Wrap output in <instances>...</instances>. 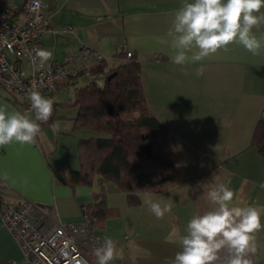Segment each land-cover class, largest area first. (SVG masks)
Instances as JSON below:
<instances>
[{"label":"crops","instance_id":"1","mask_svg":"<svg viewBox=\"0 0 264 264\" xmlns=\"http://www.w3.org/2000/svg\"><path fill=\"white\" fill-rule=\"evenodd\" d=\"M21 1L0 0L3 4ZM42 2L53 30L39 38V46L52 51L49 62L59 64L65 53L79 50L82 42L111 56L124 44L137 56L146 102L169 130L172 158L181 173L164 182L159 192H139L136 202L129 201L115 184L106 185L105 201L111 211L95 231L116 244L110 263L172 264L181 250L174 230L185 234L193 215L214 207L204 192L216 184L233 190V206L264 209V152L250 144L264 114V50L254 56L232 44L203 62L182 67L171 62L174 53L167 32L183 0ZM69 25L72 31L62 30ZM253 32L259 38L264 26ZM200 63L206 71L197 76ZM20 65L28 71L27 59L22 58ZM87 81L90 75L81 74L72 84L60 85L45 96L54 100V112L48 123L40 124L34 144L0 148V179L6 183L5 195L11 203L30 199L55 206L58 217L67 222L82 219V206L94 200L96 182L73 187L64 178V171L80 167L77 139L92 131L73 127L77 106L63 102H71L74 87ZM0 88V106H7L9 112L23 109L22 96L15 92L16 98L11 96L15 102H11L6 99L7 89ZM149 198L162 205L171 203L172 211L157 219L145 202ZM261 219L264 223V215ZM256 247L250 258L253 264H264V230L256 233ZM224 256L221 253L220 264ZM20 258L17 243L0 224V264H16Z\"/></svg>","mask_w":264,"mask_h":264},{"label":"clouds","instance_id":"2","mask_svg":"<svg viewBox=\"0 0 264 264\" xmlns=\"http://www.w3.org/2000/svg\"><path fill=\"white\" fill-rule=\"evenodd\" d=\"M264 0H183L174 12L167 32L173 55L171 62L185 66L205 61L232 44L241 45L252 55L264 50V35L259 38L254 29L264 26ZM53 53L36 49L33 62L39 66L51 61ZM206 65L199 64L195 74L202 76ZM33 119L27 113L9 112L0 106V148L18 143L32 145L41 132L40 123L53 114L54 100L39 91L28 94ZM214 207L203 214H195L188 221L185 234L176 233L181 250L172 264H253L250 258L257 250L256 233L264 230V209L247 205L233 206L234 192L224 184H216L204 192ZM146 204L157 219L172 211V204L147 199ZM96 264H110L116 256V244L105 237L101 246L93 251Z\"/></svg>","mask_w":264,"mask_h":264},{"label":"trees","instance_id":"3","mask_svg":"<svg viewBox=\"0 0 264 264\" xmlns=\"http://www.w3.org/2000/svg\"><path fill=\"white\" fill-rule=\"evenodd\" d=\"M116 57L89 67L96 76L83 86H75L73 100L63 102L77 106L73 127L93 131L77 139L80 167L64 171V178L73 187H90L96 182L92 188L94 200L82 206V214L95 228L103 226L110 215L105 201L107 184H115L129 201L136 202L139 192H159L164 182L181 174L172 158L169 130L146 102L139 59L135 54L127 59L122 52ZM98 79L105 81L99 84ZM66 84L62 81L58 86ZM6 91V99L15 102V91ZM250 144L264 152V114L258 119Z\"/></svg>","mask_w":264,"mask_h":264},{"label":"built area","instance_id":"4","mask_svg":"<svg viewBox=\"0 0 264 264\" xmlns=\"http://www.w3.org/2000/svg\"><path fill=\"white\" fill-rule=\"evenodd\" d=\"M44 6L42 0H22L19 4L0 2V86L22 96L23 109L19 112H29L33 119L30 91H39L45 97L62 81L68 86L81 74L95 77L89 67L97 62L117 60L120 52L127 59L134 54L124 44L111 56L82 42L79 50L65 53L59 64L47 62L40 67L38 59L33 62L35 50L40 49L39 38L53 30ZM62 30L72 31V27L65 26ZM22 58L29 61V73L21 69ZM5 184L0 179V224L19 247L21 258L16 264L96 263L93 251L104 239L86 215L82 214L79 221L64 222L55 206L30 199L13 204L5 195Z\"/></svg>","mask_w":264,"mask_h":264},{"label":"rangeland","instance_id":"5","mask_svg":"<svg viewBox=\"0 0 264 264\" xmlns=\"http://www.w3.org/2000/svg\"><path fill=\"white\" fill-rule=\"evenodd\" d=\"M26 65H27V64H26V63H24V67H25ZM29 70H30V69H29V67H28V71H26V70H25V68H24V71H26L27 73H28V72H30ZM85 78H86L87 80L89 79V77H88V76H87V77H85ZM87 82H88V81H87ZM84 83H85V82H84ZM0 87H1V86H0ZM0 89H2V88H0ZM3 89H4V88H3ZM69 91H70V95L72 96V94H73V93H72V92H73V87H72V88H70V90H69ZM63 95H64V98H65V99H68V98H69V94H66V92H65V93H63ZM58 109H59V108H58ZM92 132H93V131H92ZM95 134H96V132H95Z\"/></svg>","mask_w":264,"mask_h":264},{"label":"water","instance_id":"6","mask_svg":"<svg viewBox=\"0 0 264 264\" xmlns=\"http://www.w3.org/2000/svg\"><path fill=\"white\" fill-rule=\"evenodd\" d=\"M104 81H105V79H98V83H99V84L104 83ZM58 177H59L61 180H63V177H62L60 174H58ZM63 181L65 182V180H63Z\"/></svg>","mask_w":264,"mask_h":264}]
</instances>
